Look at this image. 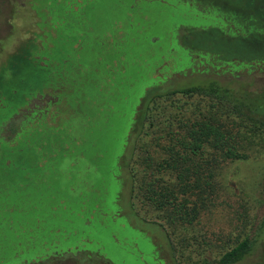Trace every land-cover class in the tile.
Segmentation results:
<instances>
[{
    "label": "trees",
    "instance_id": "trees-1",
    "mask_svg": "<svg viewBox=\"0 0 264 264\" xmlns=\"http://www.w3.org/2000/svg\"><path fill=\"white\" fill-rule=\"evenodd\" d=\"M187 2L193 0L38 1L45 42L10 65L21 73L7 79L14 106L7 118L40 87L63 88L59 95L71 111L57 126L21 121L15 142L0 146V264H36L76 251L111 264L83 245L91 243L90 226L123 246L130 242L118 236L129 235L131 224L116 226L124 213L112 208L118 168L130 181L128 215L160 227L173 264H264V204L245 195L234 201L217 181L226 163L248 157L251 133L264 131V93L253 88L264 81V57L247 54L260 35L228 42L218 34L228 20ZM185 21L212 27L191 25L177 34ZM204 35L214 48L204 46ZM169 70L205 78L172 84ZM32 78L39 85L31 89ZM162 99L154 114L150 105ZM74 132L82 143L69 140ZM163 213L170 231L155 221ZM192 226L196 245L186 247L194 261L171 238L176 230L190 236L185 228ZM73 236L82 246L68 249L64 241Z\"/></svg>",
    "mask_w": 264,
    "mask_h": 264
},
{
    "label": "rangeland",
    "instance_id": "rangeland-1",
    "mask_svg": "<svg viewBox=\"0 0 264 264\" xmlns=\"http://www.w3.org/2000/svg\"><path fill=\"white\" fill-rule=\"evenodd\" d=\"M196 1L197 2L193 0L192 3L187 2L186 5L192 8V10H195L196 7H194V5L201 3V10L209 13L208 15L220 20L229 21L228 27L224 26L222 27L223 30L218 31V34L228 42L238 38L245 39L249 33L260 35L259 41L249 42L252 49L248 50L247 54L250 53L252 56L260 55L261 58L264 57V0ZM259 7L261 8L260 11L256 9ZM37 8H39L37 0H0V72L8 73V62L11 61L10 63H12L13 58L25 56V53L26 55H30L29 49L35 53V51H38L44 45V19L39 16ZM252 21L256 26L255 29L252 27ZM256 22H260V24H256ZM183 23L185 24L180 23L176 25V27H182L177 31V34L182 32L183 27H190L191 25L194 27H212L210 24H205L203 22L202 24H193L188 21ZM214 27L221 28V24L218 23ZM182 36L181 34L178 35L179 38ZM220 36L218 37L221 39ZM209 38L210 35L206 37L204 35V46L214 48V45L211 44L213 41L209 40ZM182 39H184V37ZM220 45L226 48L222 43H220ZM38 63L42 64L43 58H40ZM194 64L196 65L197 61H194ZM187 66L188 64L185 63L184 67ZM195 74L196 73H189L188 70L183 74L179 72H173L171 74L170 70L165 73L167 81L179 85H188L190 82L193 83L194 80L205 78L204 75ZM253 88H261L264 93V81L263 83H255ZM62 89L63 88L51 90L49 88L44 89L40 87L36 90L37 92L31 94L29 97L25 96V98L22 99V103L17 106L15 112L9 116V118L0 122V138L2 141L7 144L11 142L10 139L13 133L20 131H18V126L21 121L31 126L36 120H42L45 124L57 126L62 120L69 118L68 114H70L71 110L65 99L59 95ZM163 103V99L157 100L150 105V109L153 110L155 114V112L161 110ZM167 109L168 107L163 108V110ZM162 120L164 122H166V120L170 121L169 118L165 120L163 117ZM251 134L253 135L254 144L251 145L252 147L248 153V157L246 159L226 163L222 171H220V175L218 173L217 181H219L218 184L221 190L228 191V195L234 201H238L245 195L244 201L253 202L257 200L264 204V131L260 134ZM126 171V168H118L117 170V185L115 192L117 203L113 202L112 208L114 210L116 208L121 209L118 215L124 213L121 220L117 218L118 222L116 226H119V224L122 226L124 224L128 225L127 222L131 224V232H129V235L120 232L121 236H118L122 238L129 237L130 242L125 243L123 246L120 241L117 243L116 240L110 237L109 232L106 231L103 233L90 226L91 231L87 228L88 231H85V234L89 235L90 233L89 237L86 238H89L91 243L83 246L91 251L98 252L101 254L99 255L101 258L109 260L111 264H173L174 261L169 258L170 255L167 253L168 249L165 246V236L160 227L149 223L144 224L139 222L138 219L135 220L131 215H128V210L125 209L126 206L123 200L127 194L130 183L129 177H126ZM263 208L264 206L262 209ZM168 211L172 212V209L169 208ZM257 212L260 214L262 211L257 208L256 213ZM251 213H255V208L252 209ZM158 216L159 214L156 213V217ZM160 216L161 218L155 221L164 226L166 225L167 229L170 231V227L172 228V226L167 225V217L164 213L160 214ZM125 220L127 222H125ZM219 225L226 229L223 224L221 225V222ZM190 228L192 229L188 230L185 228V232H188L190 236L182 237L178 230H176L178 229L177 227L174 229L176 231L174 234L172 233L171 238L177 245L176 248L181 251V256L185 257L190 255L192 261H194L193 255L187 254L190 248L186 246L192 243H194V246L196 245L195 241H191L190 238L196 239L198 226H192ZM113 232V235H118L117 230L114 229ZM185 232L184 234H186ZM183 238L188 240L186 245L184 241H180V239ZM64 242L68 249H76L82 246L80 240L75 236L67 238ZM131 243L135 246V248L133 247L134 250L130 246ZM61 248L64 250V247ZM198 248L199 247L196 246L194 249L198 250ZM54 254L56 253H51L50 257L42 259L39 257L36 264H106L102 259H100V261L96 259L87 261L85 254H77V252L70 256L67 254H63L62 256ZM57 254L59 253L57 252ZM138 254H141L143 259H139ZM29 256L32 257L31 255ZM29 260L30 261L22 260L19 262L20 264L34 263L33 258ZM180 262L181 264H189V262L183 260Z\"/></svg>",
    "mask_w": 264,
    "mask_h": 264
},
{
    "label": "flooded vegetation",
    "instance_id": "flooded-vegetation-1",
    "mask_svg": "<svg viewBox=\"0 0 264 264\" xmlns=\"http://www.w3.org/2000/svg\"><path fill=\"white\" fill-rule=\"evenodd\" d=\"M39 0H37L38 3ZM39 5V4H38ZM42 58V57H41ZM15 60H17V63L21 62V57H16L15 59L13 58L12 61L14 62ZM11 61L8 62V66L10 68V71H8V73H2L0 72V122L5 120L7 118V114H10L11 110L14 108V106L12 104H9L8 102H12L11 100L13 99V94L10 91V88H8V84L9 82L7 81L8 77H10L11 75H13L14 77L18 76L21 72V66L16 64L13 65L12 67L10 65H12V63H10ZM34 79L32 81V87H35L37 85H39V80H36V78H32ZM25 85H29L27 84V82H25ZM30 89V90H31ZM86 123V120L83 121L82 125ZM77 130V129H75ZM78 132V131H77ZM74 132L75 135H73V137L71 138V136L69 137V140L72 141V143L75 142L76 144H80L82 143V137L79 134V137H77L76 133ZM24 133V132H22ZM21 135V134H20ZM76 137V138H75ZM17 139H19V136L16 137ZM10 141H14V136L11 137ZM15 142V141H14ZM5 143L4 141H2V139L0 138V146H2L1 144ZM20 146H22V143L19 144ZM85 242L87 241L86 239H83ZM83 241V242H84ZM78 254V251H76Z\"/></svg>",
    "mask_w": 264,
    "mask_h": 264
}]
</instances>
